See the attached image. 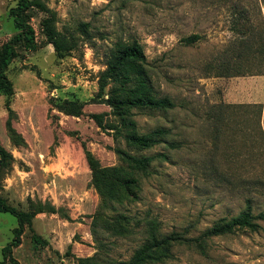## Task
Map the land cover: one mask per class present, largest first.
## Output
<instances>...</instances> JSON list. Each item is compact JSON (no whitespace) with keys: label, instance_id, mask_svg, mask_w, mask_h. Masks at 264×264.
Returning <instances> with one entry per match:
<instances>
[{"label":"rangeland","instance_id":"374dc122","mask_svg":"<svg viewBox=\"0 0 264 264\" xmlns=\"http://www.w3.org/2000/svg\"><path fill=\"white\" fill-rule=\"evenodd\" d=\"M38 1L77 47L58 58L43 34L47 15L36 8L27 13L36 47L17 48L6 72L12 95L0 94V145L11 156L0 172V195L19 211L40 212L4 264H77L94 255L101 264L128 261L147 218L163 234L192 239L219 219L237 216L246 200L253 214L264 212V98L259 118V104L231 98L228 88L231 81L264 76V0ZM14 6V0H0V48L15 34L8 14ZM81 24L86 34L78 30ZM191 35L200 38L185 45ZM134 40L156 95L175 104L165 112L134 110V120L140 133L169 130L175 150L161 144L137 152L90 119L101 113L113 119L109 107L91 99L114 44ZM64 99L85 103L83 115L67 116L51 106ZM8 127L24 144L13 145ZM116 147L168 157L152 163L151 175L133 189L135 198L106 211L108 218L125 217L127 237L101 227L91 232L100 200L86 153L102 167L122 166ZM258 223L256 233L237 230L210 239L206 254L193 245L175 246L164 264H264V222ZM16 226L14 216L0 213V262ZM32 233L47 244L34 243Z\"/></svg>","mask_w":264,"mask_h":264},{"label":"trees","instance_id":"16d2710c","mask_svg":"<svg viewBox=\"0 0 264 264\" xmlns=\"http://www.w3.org/2000/svg\"><path fill=\"white\" fill-rule=\"evenodd\" d=\"M15 6L9 9V17L12 20L14 36L0 48V94L12 95V84L7 78V70L12 61L18 57L17 48L22 46L27 51L35 50L34 29L27 22V13L36 8L47 15L42 22V30L47 44L53 47L54 53L60 59L67 56L77 47L73 35L67 38L56 30L54 14L38 0H14ZM78 30L82 34L87 33V25L81 24ZM198 35H191L182 40L185 45H192L199 40ZM236 75L240 74L238 72ZM98 91L91 102L103 104L110 108L112 120L105 119L107 114H92L90 119L97 127L110 132L114 140L124 142L125 146L142 152L150 150L158 145L166 144L167 148L175 150L178 144L167 141L169 130L157 128L148 133H140L134 120V110L169 111L175 104L168 98L158 97L149 77L146 57L142 46L137 41L114 44L113 49L105 63V69L99 73L97 80ZM57 111L72 117L83 115L85 103L77 100L64 99L51 105ZM258 108L261 118L262 106ZM10 112V111H9ZM8 134L13 145H22L23 140L8 127ZM122 166L102 167L92 155L86 153V159L91 170V186L97 192L100 203L93 215L91 232L96 233V228L101 227L111 236L127 237L129 229L123 224L124 216H107L105 213L111 210L115 204H123L129 199L135 198L133 189H137L142 178L151 175L152 163L156 160L167 161L164 154L154 156L134 155L125 149L116 147L113 149ZM11 156L0 145V172L9 166ZM2 185L0 181V192ZM40 211H19L1 197L0 213H9L17 220V226L13 229V238L1 253L3 256L0 264L9 259L12 260L13 249L21 245V238L26 227ZM258 221L264 222V212L253 214L251 201H245V208L237 216L221 218L210 228L202 232L198 237L188 239L182 235H166L160 231L159 223L155 219H145L142 228V242L133 252L128 261H116L107 264H164L170 258L171 249L175 246L188 244L195 246L201 254H206L207 242L214 237L231 235L237 230H247L256 233L260 230ZM32 241L36 244L46 245L36 234L32 233ZM77 264H101L98 256L76 259Z\"/></svg>","mask_w":264,"mask_h":264},{"label":"crops","instance_id":"0c3cea01","mask_svg":"<svg viewBox=\"0 0 264 264\" xmlns=\"http://www.w3.org/2000/svg\"><path fill=\"white\" fill-rule=\"evenodd\" d=\"M263 80V81H262ZM229 94L231 98H248L249 103L261 104L264 98V76L255 77L250 81L234 80L229 83ZM246 88V89H245ZM248 89V90H247ZM263 105V104H262ZM261 123L264 127V105Z\"/></svg>","mask_w":264,"mask_h":264}]
</instances>
